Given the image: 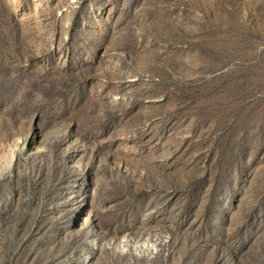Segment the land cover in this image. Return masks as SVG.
Masks as SVG:
<instances>
[{
	"label": "rangeland",
	"instance_id": "obj_1",
	"mask_svg": "<svg viewBox=\"0 0 264 264\" xmlns=\"http://www.w3.org/2000/svg\"><path fill=\"white\" fill-rule=\"evenodd\" d=\"M0 264H264V0H0Z\"/></svg>",
	"mask_w": 264,
	"mask_h": 264
}]
</instances>
